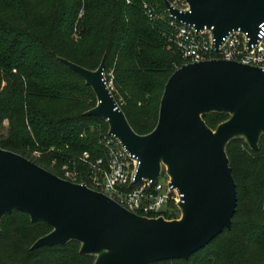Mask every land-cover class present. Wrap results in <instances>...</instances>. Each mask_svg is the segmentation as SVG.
<instances>
[{
	"label": "trees",
	"instance_id": "obj_1",
	"mask_svg": "<svg viewBox=\"0 0 264 264\" xmlns=\"http://www.w3.org/2000/svg\"><path fill=\"white\" fill-rule=\"evenodd\" d=\"M144 3L158 13L164 9V0H0V127L6 126L0 147L59 176L63 163L75 166L74 181L91 187L89 169L77 156L88 151L92 159L105 157L99 140L108 124L85 114L95 106V94L63 58L95 69L105 57L104 71L114 63L115 83L126 102L119 107L137 133L151 131L164 84L184 60L167 47L164 22L150 19ZM203 117L215 129L230 114ZM34 149L43 151L33 157ZM227 154L238 189L232 227L187 260L151 264H264V133L258 150L236 137ZM179 214L170 201L164 216ZM50 230L21 210L4 215L0 264H93L95 256L81 254L76 240L31 248Z\"/></svg>",
	"mask_w": 264,
	"mask_h": 264
},
{
	"label": "water",
	"instance_id": "obj_2",
	"mask_svg": "<svg viewBox=\"0 0 264 264\" xmlns=\"http://www.w3.org/2000/svg\"><path fill=\"white\" fill-rule=\"evenodd\" d=\"M187 10L164 5L177 20L212 28L218 46L232 30L256 42L264 22V0H186ZM90 86L96 104L85 114L104 119L136 158L130 185L151 179L164 167L169 184L181 194L179 217H147L128 210L97 189L63 178L32 159L0 147V221L13 210L43 221L51 230L31 248L80 243L93 264H151L189 256L230 229L238 203L228 143L243 137L259 149L264 133V68L213 58L183 63L164 84L154 128L137 133L108 88L105 57L95 69L62 59ZM222 111L230 117L214 129L204 119Z\"/></svg>",
	"mask_w": 264,
	"mask_h": 264
},
{
	"label": "built area",
	"instance_id": "obj_3",
	"mask_svg": "<svg viewBox=\"0 0 264 264\" xmlns=\"http://www.w3.org/2000/svg\"><path fill=\"white\" fill-rule=\"evenodd\" d=\"M126 1L129 2V0ZM168 1L180 10L188 9L186 0ZM144 8L150 19L164 22L165 26L161 30L167 47L177 51L184 63L222 58L264 68V22L260 24L256 42H251L248 32L237 29L225 35L221 43L216 46L212 28L205 26L203 29H198L179 21L169 13L165 5L159 13L147 3H144ZM104 78L111 91L105 71ZM99 143L105 150V157L99 156L92 159L88 151H83L78 157L89 169L86 181L92 188L112 197L128 210L147 217L163 216L166 218L164 213L168 210L170 201H173L177 207L181 194L169 184L168 175L165 173L164 182L158 180L164 171L163 166L153 186H150L151 179L147 178L130 185L137 166L134 155L130 154L114 135L109 134L108 130L100 138ZM40 154L39 150L31 153L33 157H38ZM60 169L61 177L72 181L79 175V170L75 166L69 168L67 163H63Z\"/></svg>",
	"mask_w": 264,
	"mask_h": 264
},
{
	"label": "rangeland",
	"instance_id": "obj_4",
	"mask_svg": "<svg viewBox=\"0 0 264 264\" xmlns=\"http://www.w3.org/2000/svg\"><path fill=\"white\" fill-rule=\"evenodd\" d=\"M114 63L113 65L107 69V71H105V77L107 78V80L109 81L110 83V88H111V92L113 93V96L116 97L117 99V102L121 105H124L126 102H125V98L120 90V88L118 87V85L115 83V68H114ZM5 124L4 126L0 127V133H4L5 132ZM37 149H34L31 151V153L33 151H35ZM41 153L43 150H39ZM81 155V154H79ZM79 155L77 157H79ZM164 177H165V172L162 171V173L160 174V176L158 177V180L160 182H164Z\"/></svg>",
	"mask_w": 264,
	"mask_h": 264
}]
</instances>
